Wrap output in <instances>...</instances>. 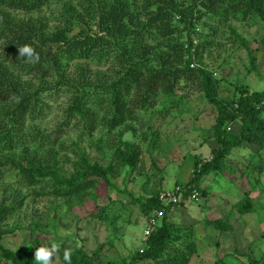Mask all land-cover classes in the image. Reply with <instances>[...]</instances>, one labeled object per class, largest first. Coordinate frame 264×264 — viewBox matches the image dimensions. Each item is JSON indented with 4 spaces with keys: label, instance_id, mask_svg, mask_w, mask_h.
Segmentation results:
<instances>
[{
    "label": "trees",
    "instance_id": "trees-1",
    "mask_svg": "<svg viewBox=\"0 0 264 264\" xmlns=\"http://www.w3.org/2000/svg\"><path fill=\"white\" fill-rule=\"evenodd\" d=\"M50 1L0 0V167L16 169L22 183L36 184L47 178L52 182V193L65 198H77L95 179L108 184L112 167L86 154L79 153L73 161V171L64 176L59 173L49 147L44 155L27 147L34 144L41 149L55 142L56 138L48 139L49 134H40L27 125L33 126L44 118L43 111L47 109L44 97L50 98L62 89L69 93L63 122L77 115L78 128L88 135L96 128L95 113L86 108L88 103L107 107L108 118L101 116L100 124L110 131L126 119L134 118L133 104L144 110L153 106L159 95L171 96L181 84L195 82L207 102L216 107L212 135L217 147L212 149L209 160L193 161L187 181L176 183L184 197L192 190L198 192V197H205L203 178L234 169L221 161L232 148L245 142L264 149V119L260 115L264 110V88L248 92L240 85L236 87L235 99L224 100L217 96V80L211 72L201 65L190 66L211 44L207 36L198 34L196 43L191 36L202 16L220 22L227 12L241 20L251 15L264 25V0H64L57 17L52 18L57 21L53 26L38 14ZM229 31L239 43L246 44L233 28ZM25 44L35 48L38 62L17 59L18 47ZM249 58L253 65V57ZM71 61L74 63L69 70L67 64ZM93 63H109L112 69L104 75L105 71L88 68ZM46 75L51 76L52 82L32 85V80L39 81ZM27 76L31 78H23ZM131 87L136 89L133 99L129 97ZM233 121L237 122L235 131L230 125ZM16 147L18 154L14 153ZM113 154L116 164L129 169L134 168L139 156L137 147L127 140H120ZM156 182V188L145 190L148 197H141L143 210H163V215L145 238L144 247L121 258V264H136L138 260L186 264L193 250V243L188 242L191 235L188 226L166 221L168 206L158 201L160 182ZM11 200L7 205L0 201V220L20 204L16 196ZM237 204L251 207L248 200ZM226 220L216 219L208 224L225 230L230 228ZM0 252L10 264H27L17 251L0 247ZM61 259L66 263L64 255ZM91 259L79 249H73L72 264H92Z\"/></svg>",
    "mask_w": 264,
    "mask_h": 264
},
{
    "label": "rangeland",
    "instance_id": "rangeland-1",
    "mask_svg": "<svg viewBox=\"0 0 264 264\" xmlns=\"http://www.w3.org/2000/svg\"><path fill=\"white\" fill-rule=\"evenodd\" d=\"M62 1L52 0L38 12L51 26L57 23L52 18L57 17ZM194 28L191 36L195 43L201 34L211 44L190 66L201 65L211 72L217 80L219 98L235 99L236 87L240 85L248 92L264 88V25L257 18L247 15L241 20L227 12L222 21L215 22L205 15ZM230 28L245 39V45L238 42ZM249 56L253 57V65ZM73 63L68 62L67 69L71 70ZM88 68L105 71L104 75L112 69L109 63L88 64ZM23 78L28 80L31 76ZM36 79L31 81L33 86L52 82L50 75ZM181 85L171 96L159 95L153 106L144 110L133 104L134 118L126 119L110 131L100 124L101 116L108 118L107 107L88 103L86 108L96 117V128L88 135L78 128L77 115L63 122L69 94L66 90L44 97L47 106L44 118L27 126L36 128L40 134H49L48 139L56 138L55 142L41 149L34 144L27 147L35 148L41 155L49 147L59 173L64 176L73 171L77 155L86 154L112 167L108 184L95 179L77 198H65L52 193L49 179L26 185L19 180L16 169L1 166L0 201L7 205L16 196L20 204L0 220V247L17 251L27 264H35L37 247L50 246L53 241L61 244L56 264H66L61 259L65 247L79 249L92 258V264H121V258L140 251L144 247L141 229L146 219L154 217L156 226L163 215L155 214L156 210L144 212L142 198L148 197L145 190L156 188V181L161 178L183 181L191 172L193 161L209 160L212 149L217 147L212 135L216 107L207 102L195 82ZM135 93L136 89L131 87L129 97L133 99ZM260 115L264 119V110ZM230 125L235 131L237 122ZM120 140L130 141L138 149V160L132 169L116 164L113 151ZM14 149L18 154L19 148ZM221 161L234 169L203 178L205 198L199 196L197 203L185 202L191 208L199 204L198 209L185 205L170 212L168 208L165 219L188 226L191 233L188 242L193 243V250L186 264H264V149L243 142ZM138 196L142 200H134ZM245 200L251 207L237 204ZM216 219H227L230 228L220 230L208 224ZM10 263L0 252V264ZM136 264H152V261L138 260Z\"/></svg>",
    "mask_w": 264,
    "mask_h": 264
},
{
    "label": "clouds",
    "instance_id": "clouds-1",
    "mask_svg": "<svg viewBox=\"0 0 264 264\" xmlns=\"http://www.w3.org/2000/svg\"><path fill=\"white\" fill-rule=\"evenodd\" d=\"M17 59L25 63H36L39 60V54L34 47L25 44L18 47ZM60 250L61 244L55 241L50 246L41 245L37 247L34 252L35 264H56V257ZM72 253V248H64V261L66 264H72Z\"/></svg>",
    "mask_w": 264,
    "mask_h": 264
},
{
    "label": "built area",
    "instance_id": "built-area-1",
    "mask_svg": "<svg viewBox=\"0 0 264 264\" xmlns=\"http://www.w3.org/2000/svg\"><path fill=\"white\" fill-rule=\"evenodd\" d=\"M198 192L192 190L189 194L185 197L182 196V191L180 186L177 184H173L170 188H163L157 192V199L162 203L163 206H168V208H172L174 205L187 202H194L197 201ZM157 215H161V211L155 212ZM155 226V219L154 217H150L146 219L145 224L141 229V235L143 238H146L150 232L153 230Z\"/></svg>",
    "mask_w": 264,
    "mask_h": 264
},
{
    "label": "crops",
    "instance_id": "crops-1",
    "mask_svg": "<svg viewBox=\"0 0 264 264\" xmlns=\"http://www.w3.org/2000/svg\"><path fill=\"white\" fill-rule=\"evenodd\" d=\"M187 177L188 176H186L185 178H184V180L183 181H180V182H185V180L187 179ZM159 184L160 185H162L161 187H160V189H163V188H170L169 186H172L173 184H176V183H180V182H178L177 181V179H175L174 178V180H172V181H165L164 179H159ZM164 183V184H163ZM202 185V184H201ZM205 197H203V199H204ZM200 199H202V198H200ZM198 202L200 201V200H197ZM188 204H191L190 202H188ZM188 204H186V203H180V204H178V205H176V206H173L172 208H170V209H168V211H174V210H176L177 211V209H178V207L181 209L182 207H184L185 205H188ZM196 206V207H195ZM195 206L194 207H190L189 205L187 206V208L188 207H190L191 209H194V208H197L198 209V207L200 206L199 204H195ZM180 211V210H179ZM168 213V212H167Z\"/></svg>",
    "mask_w": 264,
    "mask_h": 264
}]
</instances>
